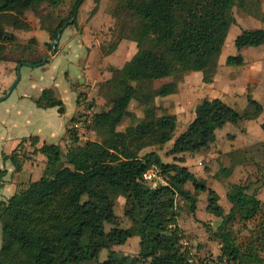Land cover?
<instances>
[{
    "label": "trees",
    "instance_id": "16d2710c",
    "mask_svg": "<svg viewBox=\"0 0 264 264\" xmlns=\"http://www.w3.org/2000/svg\"><path fill=\"white\" fill-rule=\"evenodd\" d=\"M62 1L0 0V59L6 45L16 40L8 29L29 28L24 21L25 12L38 11L43 4L57 6ZM84 1L74 0L70 17L59 20L52 29L40 20L41 28L51 38H58V32L75 24ZM116 1L135 21L131 38L137 50L116 77L106 80V108L92 113L89 129L95 130L101 139L80 141L71 131L69 126L81 116L78 109L66 128L65 135L70 140L65 152L54 143H43L34 149L46 156L47 171L6 200H0V264H133L111 249L132 236L139 238L136 262L185 264L192 247L180 244L184 234L176 220L177 201L189 204L193 212L200 193L206 195L207 210L221 218L217 229L210 233V238L220 243V253L228 257L230 264H264L257 251L244 252L229 229L235 219L259 218L257 227L264 234L263 202L255 191L243 182L229 184L226 198L231 207L226 213L218 204L215 190L180 163L186 153H207L215 141L216 130L225 124L238 125L257 118L263 111L262 104L247 93L246 106L238 111L222 97H213L195 111L194 118L174 139L175 115L159 114L156 105H146L155 96L164 97L175 91L171 82L150 87L154 81L212 66L221 53L229 27L236 23L232 9L258 14L259 1ZM97 5L95 0L94 9ZM233 44L237 50L262 46L264 29H241ZM48 46L56 53V46ZM42 58L22 57L15 63H39ZM225 63L241 65L243 59L239 54L228 55ZM80 93L76 92L77 102L81 100ZM137 93L138 101L144 105L142 116L117 130ZM35 103L41 108L57 107L59 113L65 111L63 101L51 87L42 89ZM83 108L91 111V104ZM171 140L168 152L174 155L175 162H163L155 151L143 153L145 148ZM29 141L34 145L36 137ZM26 157L21 143L11 153H2L3 161L8 160L14 171L21 170ZM230 162L233 165L221 168L220 174L230 175L232 167L241 160L230 158ZM151 166L161 170L168 186L153 189L141 180ZM6 173L5 168H0V184ZM119 196L124 198L120 216L114 211ZM103 250L107 254L100 259Z\"/></svg>",
    "mask_w": 264,
    "mask_h": 264
},
{
    "label": "rangeland",
    "instance_id": "374dc122",
    "mask_svg": "<svg viewBox=\"0 0 264 264\" xmlns=\"http://www.w3.org/2000/svg\"><path fill=\"white\" fill-rule=\"evenodd\" d=\"M73 1L63 0L57 6L43 4L38 11L25 12L24 21L29 24V28L8 29L16 35V40L6 45L0 59V90L5 91L6 85L2 76L10 71L11 64L12 67L16 65V59L53 55L54 50L48 44L56 39L58 40L57 51L44 65L31 67L23 64L19 70L20 79L13 93L9 98L0 101V107L8 104L19 93H29L33 87L46 88L55 85L59 89L66 90L63 96H65L69 112L75 107L76 92L81 91H84V94L80 93L81 100L77 103L86 106L88 103L91 104L92 113L106 108L109 99L106 95V80L116 77L118 70L137 50L136 42L131 38L135 21L128 11L117 4L116 0H98L95 9V0H85L76 15L75 24L65 27L58 38H51L41 28L40 20L44 26L50 25L52 29L59 20L70 17ZM258 1L260 7L258 14L252 15L237 7L232 9L236 23L229 27L221 53L212 66L204 71H188L154 81L150 87L156 88L171 82L175 91L164 97L155 96L146 104L156 105L159 114L175 115L177 130L173 139L192 120L195 111L214 96L222 97L238 111L245 106L247 93L262 104L263 111L257 118L242 121L237 127L226 126L220 129L216 144L207 153L181 156L183 161L180 163L186 165L196 178L203 180L208 187L215 190L218 194V204L226 213L231 207L226 198V191L229 184L236 182L248 184L250 189L255 191L257 197L263 202L264 213V184H262L264 176V45L237 50L233 44L235 36L241 29L255 27L264 29L262 16L264 0ZM236 54L242 56L243 63L227 65L226 57ZM70 82L76 92L70 88ZM139 98L140 93H137L118 125V130H122L133 119L142 116L144 105L138 101ZM79 104L77 105L80 110L82 105ZM11 130L6 128L3 134L10 135ZM87 139L100 140L101 136L95 130L89 129ZM26 142H21V148L26 154L38 156V158L29 157L33 162L26 164L23 179H27L28 175L30 179H35L47 171L44 166L46 156L36 155L31 146L26 150ZM171 143L172 141H169L161 146H150L143 152L153 150L158 153L163 162L170 163L175 160V157L168 152ZM8 147L5 146V148ZM66 149L67 147L62 143V151L65 152ZM230 158L234 160L239 158L241 163L238 166L236 164L230 175L220 174L221 168L233 165L230 164ZM187 187L191 188L190 184ZM123 203V197L116 199L114 211L117 214H122ZM176 214L177 224L185 240L199 244L201 249L211 251L220 249V243L211 239L210 233L217 229L221 218L207 210L205 193L197 196L196 208L193 212L190 211L189 204L177 201ZM258 219L249 221L235 219L229 224V229L235 242L244 252L257 251L264 261V234L257 227ZM111 249L117 251L119 256H124L121 249H127L130 255L136 256L134 249H138V239L131 238L126 244L114 245ZM106 254L107 250H103L100 259L105 258ZM133 256H128V263L133 261V264H146L130 258ZM245 262L247 263V259H244Z\"/></svg>",
    "mask_w": 264,
    "mask_h": 264
},
{
    "label": "crops",
    "instance_id": "0c3cea01",
    "mask_svg": "<svg viewBox=\"0 0 264 264\" xmlns=\"http://www.w3.org/2000/svg\"><path fill=\"white\" fill-rule=\"evenodd\" d=\"M54 55H55V53L53 55H50L49 58H52ZM16 66L17 65H13V67H12V64H11L9 66L10 71H8L6 75L3 74L2 77L4 79L3 81H4V85H6V88H5V91H4V89L0 90V97L7 92L10 85L15 80ZM51 88H53L55 90L57 96L59 98H61V100L63 101V103L65 105L64 113H59L57 107L41 108V107H38L36 105L35 100L40 95L42 89H44L42 87H33V90L30 89V92L27 94L26 93H22V94L19 93L8 104L2 105L0 107V168H5L7 170V173L4 176L3 181L0 184V200H6L18 188L25 186V184H27L29 181H34V180L38 179L42 175L41 174L38 178H35V179L34 178L30 179V176L28 175L27 179H23V176L25 174L26 164L29 162H33V160H30L29 157L33 158L34 155L26 154L27 157L22 162L21 170L20 171H14L13 166L11 165V163L8 160L5 162L3 161L2 153H5V154L11 153V151L14 148H16V146L19 143H21L22 141H27L26 142L27 143L26 150L30 146H31L32 150H34L35 148H39L43 143L60 144V146L62 148L63 138L65 136L67 125H68L70 119L75 114V112L78 110V105L76 104L77 101H76V96H75V103H74L75 107L71 108V110L69 112L67 109L65 96H63L64 94H66V90L65 89L64 90L59 89L55 85ZM70 88L73 89L71 87V82H70ZM13 91H14V89L12 90V92L10 93V95L7 98H9L11 96ZM214 97H217V96H214ZM218 97H220V96H218ZM245 106H246V104H245ZM245 106L243 108H245ZM83 107H84V105H82L81 108H83ZM246 121H249V120H246ZM226 126H232V127L236 126L237 127V125H231V124L229 125L228 124V125H224L222 128H225ZM6 128L12 129L11 130L12 133L10 135H8L6 133L3 134L4 129H6ZM222 128H220V129H222ZM220 129H217L215 132V141L212 144L211 149L213 148V145L216 144L217 133ZM119 131H121V130H119ZM1 135H3V136H1ZM30 137H36V143L34 145L31 144V141H29ZM171 141H173V140H171ZM6 145L9 147L5 148ZM171 145H172V143H171ZM150 151H153V150H150ZM145 152H147V151H145ZM35 153H36V155L41 154V153H37V152H35ZM179 155H181V154H179ZM34 158H38V156H36ZM44 160H45L44 161V166H45L46 157ZM172 162H175V160ZM166 163H169V162H166ZM235 166L232 167V170H234ZM237 166H238V164H237ZM117 215L120 216V214H117ZM0 231H1V224H0ZM131 238H137L139 241V238L137 236H132V237L128 238L127 241ZM126 242L124 244H126ZM124 244H122V245H124ZM138 250H139V245H138V249H134V252L138 254ZM205 250H207V249H205ZM121 251H123V255L126 258H128V256H133L127 252V249H121ZM216 252H220V249ZM137 254H136V256H133L130 258L137 257Z\"/></svg>",
    "mask_w": 264,
    "mask_h": 264
},
{
    "label": "built area",
    "instance_id": "2783aa9c",
    "mask_svg": "<svg viewBox=\"0 0 264 264\" xmlns=\"http://www.w3.org/2000/svg\"><path fill=\"white\" fill-rule=\"evenodd\" d=\"M92 124V112L89 109H81V116L74 121L69 128L75 132L78 139L86 140V135L89 127ZM69 135H65L63 139L64 146L69 143ZM141 180L151 188H158L161 186H168L167 178L162 174L157 166H151L146 169ZM180 244L183 246H191L190 254L186 258L185 264H230L228 257L220 252L197 249V244L189 243L184 238L180 239ZM193 245V246H192Z\"/></svg>",
    "mask_w": 264,
    "mask_h": 264
},
{
    "label": "water",
    "instance_id": "95a60500",
    "mask_svg": "<svg viewBox=\"0 0 264 264\" xmlns=\"http://www.w3.org/2000/svg\"><path fill=\"white\" fill-rule=\"evenodd\" d=\"M73 20H74V17L71 18L70 22H72ZM60 33L61 32H58V36L60 35ZM57 41L58 40L56 39V40H54V41L51 42V45H52L53 48L56 46ZM50 55L51 54H46L39 63L23 62V63L17 64V66H16V78L13 81V83L10 85L9 89L7 90V92L0 97V101L6 99L10 95V93L12 92V90L15 88V86L17 85V83H18V81L20 79V72H19V70H20V67L23 64L24 65H29L31 67L40 66V65H43L45 63V60L48 59Z\"/></svg>",
    "mask_w": 264,
    "mask_h": 264
}]
</instances>
